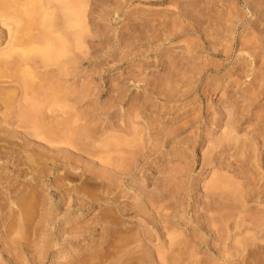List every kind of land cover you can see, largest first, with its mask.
I'll list each match as a JSON object with an SVG mask.
<instances>
[{
	"label": "rangeland",
	"instance_id": "374dc122",
	"mask_svg": "<svg viewBox=\"0 0 264 264\" xmlns=\"http://www.w3.org/2000/svg\"><path fill=\"white\" fill-rule=\"evenodd\" d=\"M0 9V264H264V0Z\"/></svg>",
	"mask_w": 264,
	"mask_h": 264
},
{
	"label": "bare ground",
	"instance_id": "6f19581e",
	"mask_svg": "<svg viewBox=\"0 0 264 264\" xmlns=\"http://www.w3.org/2000/svg\"><path fill=\"white\" fill-rule=\"evenodd\" d=\"M3 1H4V0H0V2H1L2 4H3ZM4 4H5V3H4ZM28 6H29V5H28ZM30 6H31V3H30ZM33 6H35V5H33ZM3 7H4V5H3ZM5 7L7 8V7H9V6H5ZM9 8H10V7H9ZM31 8H32V6H31ZM31 8H29L28 10H30ZM34 8H35V7H34ZM82 8H83V7H82ZM3 9L6 10L5 12H7V9H5V8H3ZM3 9H0V10L2 11ZM26 9H27V8H26ZM80 9H81V8H80ZM4 10H3V11H4ZM8 10H9V9H8ZM17 10H18V9H17ZM19 10H20V9H19ZM22 10H23V9H22ZM76 10H78V9H76ZM3 11H2V13H3ZM20 11H21V10H20ZM26 11H27V10H26ZM26 11H25V12H26ZM32 11H34V10H31V12L29 11V13L26 12L25 15L23 14V12H24V11H23V12H22L23 15L21 14L23 17L26 16V15L28 16V20H29V21H26V23H25V20L27 19V18H26L27 16L24 17V20H23L22 18H21V19H22V20L24 21V23H25V25H24L25 28H28V29L30 28V30H31V27H32V25H33L32 22L35 21V19H36V18L34 19L33 16H31V15H34ZM5 12H4V14H6ZM72 12H73L74 15H75V12H76V11H73V10H72ZM77 12H78V11H77ZM30 13H31V14H30ZM0 14H1V12H0ZM77 14H78V13H77ZM29 15H30V17H32V18H30ZM78 15H79V14H78ZM3 16H4V15H3ZM5 16H6V15H5ZM71 16H72V15H71ZM81 16H82V15H80V17H81ZM6 17H7V16H6ZM7 18H8V17H7ZM29 18H30V19H29ZM47 18H48V17H47ZM82 18H83V17H82ZM82 18H81V19H82ZM4 19H5V17H4ZM31 19H34V20H33V21H30ZM48 19H49V18H48ZM48 19H47V22L49 23V22H50V21H49L50 19H49V20H48ZM67 19H68V18H67ZM81 19H80V22H81ZM75 20H76V18H75ZM78 20H79V19H78ZM78 20H77V21H78ZM168 20H169V19H168ZM2 21H4V20H2ZM19 21H21V20H19ZM44 21H45V19L43 20V22H44ZM70 21H71V20H70ZM4 22H6V21H4ZM72 22H73V21H72ZM19 23H20V22H19ZM45 23H46V22H45ZM48 23H47V24H48ZM81 23H83V22H81ZM43 24H44V23H43ZM72 24L74 25V23H72ZM19 26H20V24H19ZM19 26H18V27H19ZM30 26H31V27H30ZM165 26H166V25H165ZM22 27H23V26H22ZM25 28H24V31H26L25 33H24V31H20V32H23L22 34H24V36H21V37H20V40H18V39H19V38H18L19 35H18V37H17V38H18V39H17V42H19V43H20L22 37H23V39H24V37H25V39H26V37H27V39H28V38H30V39L33 38V37H32V38L30 37V36H33V33H32V35H30V34H31L30 30H29V33H28V32H27L28 29L25 30ZM33 28H35V27H33ZM22 29H23V28H22ZM19 30H20V28H19ZM52 33H55V31H54V32L52 31ZM52 33H51V35H52ZM58 33H59V32H58ZM63 33H64V32H63ZM25 34H26V35H25ZM20 35H21V33H20ZM27 35H28V36H27ZM51 35H50V36H51ZM58 35L60 36L61 34H57V36H58ZM65 35H67V34L65 33ZM48 36H49V34H48ZM57 36H56V37H57ZM59 36H58V38H59ZM61 36L65 37L64 35H61ZM67 36H68V35H67ZM52 37H53V36H52ZM56 37H55V38H56ZM63 37H61V38H63ZM49 38H50V37H49ZM61 38H59V40H57L55 43L58 44V41H61V40H62ZM67 38H68V37H67ZM45 39H46V37L44 38V40H45ZM47 39H48V38H47ZM51 39H52V38H51ZM60 39H61V40H60ZM48 40H49V39H48ZM28 41H29V40H28ZM31 41H33V40H30V42H31ZM46 41H47V40H46ZM49 41H50V40H49ZM49 41L45 42V43H44L45 45H44V44H40V46H41V45H44V46H45V48H43V51H44V54H43V57H44V58H43V59L45 60V57H46V62L48 61V58H47V57H48L49 54L52 55V54L54 53L53 55H54L55 57L58 56V55H61V54H58V53H60V51H59L58 49H59V47L61 48V47L63 46V45L60 44V42H59V45H62V46H59V47L57 46V48H58L57 50H58V51L56 52V50H55L56 47H54V44H55V43H53L55 40H51V41H50L51 43H53L52 45H51V43H49ZM63 41H65V39H64ZM25 42H26V41H25ZM46 43H47V44H46ZM63 43H64V42H63ZM14 44H15V43H14ZM22 44H24L25 46H26V45H27V46L29 45L28 43H24V42H23ZM56 44H55V45H56ZM66 44H68V42H67ZM19 45H20V44H19ZM24 45H23V46H24ZM46 45H48V46H49V45L53 46L55 52L53 51V49H52L51 46H49V47L47 46V47H48V48H47ZM64 45H65V44H64ZM13 46H15V45H13ZM20 46H21V45H20ZM65 47H67V46L65 45V46L63 47L62 51L67 49V48H65ZM13 48H14V47H13ZM18 48H19V47H18ZM20 48H22V47H20ZM24 48H25V47H24ZM28 48H29V52H26L27 50H24V51L21 50V51H23V52H21V53H20V50H15V51H17V52H18L19 54H21V55H22V54L25 55V54H28V53L33 54L34 52H33V49H32V48H34V47H28ZM38 48H39V47H38ZM46 48H47V49L50 48L48 52L46 51ZM213 48H214V47H213ZM22 49H23V48H22ZM31 49H32V51H31ZM215 49H216V47H215ZM36 50H37V49H36ZM36 50H35V52H37ZM50 50H51V51H50ZM45 51H46L47 53H46ZM214 51H215V50H214ZM221 51H222V50H221ZM7 52H8V51H7ZM32 52H33V53H32ZM38 52H39V53H40V52L42 53L41 49L38 50ZM50 52H51V53H50ZM65 52H66V51H65ZM4 53H6V52H4ZM45 53H46V56H45ZM47 54H48V55H47ZM55 54H56V55H55ZM63 54H64V52H63ZM3 55H4V54H3ZM53 55H52V56H53ZM218 55H219V54H218ZM14 56H15V55L12 56V53L9 52V53H7L4 57H2V58H3V61H1V62L3 63V62H4V58H5L6 61H9V63H8V62H7V63L10 64V66H12L10 61L13 60V59L10 60V57H11V58H15V59H17V57H14ZM31 56H32V55H31ZM52 56L49 55V59H50V60H51ZM54 56H53L52 60L54 59ZM25 57H26V55H25ZM25 57H24V58H25ZM27 57L29 58L30 56H27ZM27 57H26V58H27ZM59 57H60V56H59ZM0 58H1V57H0ZM7 58H8V59H7ZM28 58H27V60H29ZM57 59H58V58H57ZM17 60H18V59H17ZM20 60H21V61H23V60L27 61L26 59H23V60L20 59ZM13 61H14V60H13ZM13 61H12V62H13ZM14 62H15V61H14ZM43 62H44V61H43ZM262 62H263V61H262ZM2 63H1L0 66H2ZM5 63H6V62H4L3 65H5L6 67H8V66H7L8 64H5ZM18 63H19V64H18ZM48 63H49V62H48ZM263 63H264V62H263ZM20 64H22V62H17V67H18ZM50 64H54V63H50ZM14 65H15V63L13 64V66H14ZM22 65H23V64H22ZM26 65H27V64H26ZM45 65H46V64H45ZM20 66H21V65H20ZM27 66H28V65H27ZM49 66H50V65H48V67H49ZM208 66H209V65H207L206 68H207ZM217 66H218V65H216V67H217ZM219 66H220V65H219ZM15 67H16V65H15ZM15 67H14V68H15ZM17 67H16V68H17ZM21 67H22V66H21ZM24 67H25V66H24ZM44 67H45V66H44ZM56 67H57V66H56ZM214 67H215V66H214ZM8 68H12V67H8ZM18 68H19V67H18ZM18 68H17V69H18ZM22 68H23V67H22ZM46 68H47V66H46ZM57 68H59V67H57ZM61 68H62V67H61ZM204 68H205V67H204ZM204 68H203V69H204ZM217 68H218V67H217ZM219 68H221V67H219ZM222 68H223V67H222ZM253 68H254V67H253ZM19 69H20V68H19ZM25 69H26V68H25ZM25 69H23V70H25ZM59 70H60V69H59ZM191 70H192V69H191ZM200 70H201V69H200ZM200 70H199V71H200ZM208 70H209V69H208ZM249 70H250V69H249ZM33 71H34V70H33ZM54 71H55V70H54ZM187 71H188V70H187ZM213 71H214V70H213ZM215 71H218V70L216 69ZM25 72H26V71H25ZM61 72H62V71H61ZM64 72H65V71H64ZM199 73H200V72H199ZM199 73H198V74H199ZM26 74L29 75L30 73H26ZM60 74H61V73H60ZM19 75H20V73H19ZM21 75H22V73H21ZM28 75H27V76H28ZM30 75H31V74H30ZM30 75H29V76H30ZM62 75H63V74H62ZM259 75H261V74H259ZM262 75H263V74H262ZM7 76H8V75H7ZM23 76H24V75H23ZM0 77H1V76H0ZM10 77H11V76H10ZM12 77H14V76H12ZM255 77H257V76L255 75ZM7 78H8V77H7ZM20 78H21V77H20ZM26 78H27V77H26ZM30 78H31V77H30ZM200 78H201V77H200ZM23 79H25V78H23ZM23 79H22V80H23ZM260 79H261V76H260ZM29 80H30V79H29ZM8 81H10V80H8ZM11 81H12V80H11ZM26 81H28V80L26 79L25 82H26ZM13 82H14V81H13ZM25 82H23V83H25ZM30 82H31V81H29V83H30ZM32 82H33V81H32ZM32 82H31V83H32ZM11 83H12V82H11ZM26 84H27V83H26ZM34 84H35V82H34ZM21 85H25V84H22V83H21ZM27 85H28V84H27ZM32 85H33V84H32ZM25 86H26V85H25ZM29 86H31V84H30ZM33 86H34V85H33ZM33 86H32V87H33ZM18 87H19V86H18ZM52 88H53V86H52ZM55 88L57 89V86H56ZM55 88L51 89V91H53ZM19 89H20V88H19ZM46 90H47V89H45V92H46ZM48 90H49V89H48ZM47 92H48V91H47ZM47 92H46V93H47ZM59 92L61 93L60 97L63 98L62 95H63L65 92H64V91H59ZM59 92L56 91L55 93H58V94H55V95L58 96V95H59ZM63 92H64V93H63ZM49 93H50V92H49ZM49 93H47V94H49ZM1 95H2V94H0V97H1ZM49 95L51 96V98H52V96H55V95H51V94H49ZM8 96H9V95H8ZM50 96H49V97H50ZM9 97H11V96H9ZM9 97H8V99H11V98H9ZM55 97H56V96H55ZM58 97H59V96H58ZM58 97H57V98H58ZM60 97H59V98H60ZM13 98H14V97L12 96V100L16 99V98H14V99H13ZM57 98H56V100H57ZM59 98H58V101H59ZM65 98H67V95H66ZM1 99H3V98L1 97ZM1 99H0V100H1ZM8 99H5V100H8ZM34 99H35V98H34ZM36 99H37V98H36ZM39 99H40V97H39ZM41 99H42V98H41ZM53 99H54V98H53ZM3 100H4V99H3ZM63 100H64V99H63ZM9 101H11V100H9ZM14 101H15V100H14ZM33 102H36V101L33 100ZM48 102H50V103H47V102H46V103H47V104H46L47 107H49L48 104H51V103L53 104V102L56 103L57 101H55V99H54L53 102H52L51 100L48 101ZM59 102H60V101H59ZM42 103H43V102H42ZM42 103H41V104H42ZM60 103H61V102H60ZM0 104H1V103H0ZM5 104H6V103H5ZM43 104H44V103H43ZM8 105H9V104H8ZM10 105H12V104H10ZM44 105H45V104H44ZM46 105H45V106H46ZM0 106H2V105H0ZM6 106H7V104H6ZM51 106H52V105H51ZM51 106H50V107H51ZM55 106H56V104H55ZM57 106H58V104H57ZM9 107H10V106H9ZM50 107H49V109H50ZM52 107H53V106H52ZM0 108H1V107H0ZM51 109H52V108H51ZM51 109H50V110H51ZM54 109H55V108H54ZM53 111H56V110H53ZM1 114H2V113H1ZM4 114H5V113H4ZM5 115H6V114H5ZM122 163H123V162H122ZM124 164H125V163H124ZM109 167H110V166H109ZM120 167H121V166H120ZM122 167H123V166H122ZM125 168H126V167H125ZM93 178H94V177H93ZM95 178H96V177H95ZM95 178H94V179H95ZM97 179H99V177H98ZM116 183H117V182H116ZM115 185H116V184H115ZM111 186H112V185H111ZM166 228H167V227H166ZM129 229H130V228H129ZM167 229H169V227H168ZM167 232H168V231H167ZM144 233H145V232H144ZM169 233H170V232H169ZM167 234H168V233H167ZM149 235H150V234H149ZM162 235H163V234H162ZM169 235H171V237H172L173 235H175V233L173 232V235H172V234H169ZM146 237L148 238V236H146ZM150 237H151V236H150ZM173 237H174V236H173ZM175 237H176V236H175ZM144 238H145V237H144ZM147 238H146V239H147ZM148 239H150V238H148ZM147 241H148V240H147ZM140 245H141V244H140ZM162 258H163V257H162ZM239 258H240V257H239ZM245 258H246V257H245ZM164 259H165V258H164ZM168 260H169V259H168ZM190 260H191V259H190ZM188 261H189V260H188ZM227 261H228V260H227ZM242 261L244 262L243 258H242ZM228 262H229V261H228ZM238 262H239V261H238ZM240 262H241V261H240ZM141 263H142V261H141L139 264H141ZM159 263H160V262H159ZM165 263H166V262H165ZM168 263H169V262H168ZM168 263H167V264H168ZM171 263H172V262H171ZM173 263H174V262H173ZM177 263H178V262H177ZM184 263H185V262H184ZM178 264H179V263H178Z\"/></svg>",
	"mask_w": 264,
	"mask_h": 264
}]
</instances>
